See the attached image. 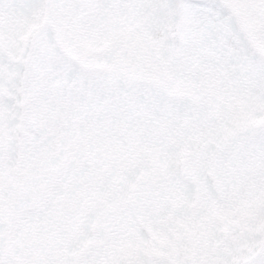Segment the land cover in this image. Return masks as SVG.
<instances>
[{"label": "snow or ice", "instance_id": "1", "mask_svg": "<svg viewBox=\"0 0 264 264\" xmlns=\"http://www.w3.org/2000/svg\"><path fill=\"white\" fill-rule=\"evenodd\" d=\"M0 264H264V0H0Z\"/></svg>", "mask_w": 264, "mask_h": 264}]
</instances>
